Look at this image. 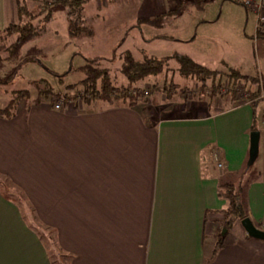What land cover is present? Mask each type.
Returning a JSON list of instances; mask_svg holds the SVG:
<instances>
[{
  "label": "crops",
  "instance_id": "1",
  "mask_svg": "<svg viewBox=\"0 0 264 264\" xmlns=\"http://www.w3.org/2000/svg\"><path fill=\"white\" fill-rule=\"evenodd\" d=\"M19 22L17 0H0V34ZM55 105L29 99L0 116V177L41 229L0 188V264H54L49 231L68 264H264L263 241L234 219L226 228L220 196L225 184L245 185L247 218L264 232L260 105L148 120L126 103Z\"/></svg>",
  "mask_w": 264,
  "mask_h": 264
},
{
  "label": "rangeland",
  "instance_id": "2",
  "mask_svg": "<svg viewBox=\"0 0 264 264\" xmlns=\"http://www.w3.org/2000/svg\"><path fill=\"white\" fill-rule=\"evenodd\" d=\"M46 1L27 2L34 20L29 16L24 18V23L31 22L40 36L24 45L16 61H7V58L8 48L17 37L0 36V59L3 60L0 82L11 78L7 85H0V109L8 106L19 91H29L30 101L38 99L35 84L38 81L46 82L55 93L62 94L55 103L62 108L69 103L84 105L81 98H76L75 91L67 87L85 79V74L78 69L86 60L101 59L99 65L110 72L115 86L129 88L130 83L121 73L120 59L121 54L129 51L137 62L153 57L165 65L159 76L133 85L144 90V97L136 107L140 106L146 120L191 113L197 108L228 109L255 102L260 105L264 121V40L258 35L257 39L250 38L256 29V16L246 11L241 0H205L203 9L197 7L195 0H90L79 14ZM159 17L165 18L161 27L142 23ZM259 31L264 32V27L259 26ZM178 56L188 57L223 75L218 94L209 88L211 84L202 92L200 79L184 77L176 61ZM50 72L66 76L59 81ZM235 72L252 77L256 83L229 81L227 77ZM41 102L52 103V99L42 98ZM118 103L124 102L106 104ZM189 106H192L190 111H184ZM0 188L8 195L14 196L13 191L16 192L15 199L20 201L28 221L41 230L35 220L36 212L24 201L20 190L1 177ZM233 219V215L225 218L226 221ZM45 238L54 264H68L67 258L60 255L54 234L49 231Z\"/></svg>",
  "mask_w": 264,
  "mask_h": 264
},
{
  "label": "trees",
  "instance_id": "3",
  "mask_svg": "<svg viewBox=\"0 0 264 264\" xmlns=\"http://www.w3.org/2000/svg\"><path fill=\"white\" fill-rule=\"evenodd\" d=\"M28 1L31 0H17L20 22L17 25L10 26L7 30L0 34V36L5 35L17 37L16 42L8 48L9 57L7 58V61H16L24 45L40 36V32L32 25L31 22L24 23V18H28L29 16L31 20H34V17L31 12H29V8L27 6ZM89 1L90 0H48L46 2H51L53 6H62L68 9L72 14H75V12L79 14L83 10L84 5ZM195 4L199 9H203L206 1L195 0ZM164 20L165 18L159 17L156 20L142 21V23L150 25L152 27H161L163 26ZM72 34H75V32L72 31ZM257 35L259 39L264 40V32L259 31ZM120 59L122 60L121 73L130 83L129 88L122 89L116 87L112 82L110 72L106 69H102L101 65H99L101 63V59H94L86 60V64L78 69L85 74V79L73 86H68L67 89L69 91H75L76 98H81L84 103H89L92 101H103L108 104H114L115 102H124L128 103V105L131 107H136L140 98L144 97V90L141 88H135L133 87V85L138 82H143V80L149 77L159 76L164 72L165 65L162 61L153 57H146L142 63L137 62L129 51L121 54ZM2 61L3 60L0 59V62ZM176 61L179 64L180 73L184 77L195 76L200 79V82L202 83V92H205L208 88L207 85L211 84V87L209 88L214 94H218L217 91L221 88L222 80L224 78L223 75H220L215 71L206 69L205 67L195 63L188 57L178 56L176 58ZM50 73L59 81H62L66 76V74L59 75L52 72ZM227 78L229 79V81H234L233 83H236L239 80L247 81V83L253 85L256 83V80H254L252 77L241 76L237 72H235V74H233L232 76H228ZM10 79L5 80L4 82H0V85H7L10 82ZM35 84L37 87L36 90L38 91V99L40 102L42 101V98H51L52 103L55 104L59 99H61L62 94L55 93L53 91V88L46 82L38 81L35 82ZM152 92L154 91H151V93ZM15 94L16 96H18L13 99L8 106L0 109L1 117L11 118L12 116H14L15 110L17 109L19 103L23 99H30L29 91L23 93L22 91H19ZM65 97L68 96L65 95ZM252 106L255 108L256 103L253 102ZM257 130L258 129L254 127L253 131ZM244 186L245 185L243 184L237 186L234 184H225L221 187L220 196L222 199L227 201V207L222 210V214L225 216V218L233 215L235 217L234 222H242L243 220L247 219ZM234 222L227 221V223L225 224L226 228L229 230ZM42 237L45 238L46 235L43 234ZM222 243L223 241L221 240L218 242L217 250L222 247Z\"/></svg>",
  "mask_w": 264,
  "mask_h": 264
},
{
  "label": "water",
  "instance_id": "4",
  "mask_svg": "<svg viewBox=\"0 0 264 264\" xmlns=\"http://www.w3.org/2000/svg\"><path fill=\"white\" fill-rule=\"evenodd\" d=\"M259 145H260V132L254 131L250 136V158L249 164H253L258 157L259 154ZM242 226L246 230L247 234L256 240L264 242V232L258 230L254 227L250 219H245L241 222Z\"/></svg>",
  "mask_w": 264,
  "mask_h": 264
},
{
  "label": "built area",
  "instance_id": "5",
  "mask_svg": "<svg viewBox=\"0 0 264 264\" xmlns=\"http://www.w3.org/2000/svg\"><path fill=\"white\" fill-rule=\"evenodd\" d=\"M241 3L246 11L251 12L256 16L258 27H264V0H241ZM55 108L60 110L62 109V106L56 104Z\"/></svg>",
  "mask_w": 264,
  "mask_h": 264
}]
</instances>
